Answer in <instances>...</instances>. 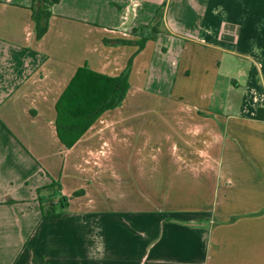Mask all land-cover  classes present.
I'll return each mask as SVG.
<instances>
[{"label": "crops", "instance_id": "crops-1", "mask_svg": "<svg viewBox=\"0 0 264 264\" xmlns=\"http://www.w3.org/2000/svg\"><path fill=\"white\" fill-rule=\"evenodd\" d=\"M31 5L0 0V264H264V0H60L40 39ZM130 60L65 147L58 102L67 122Z\"/></svg>", "mask_w": 264, "mask_h": 264}, {"label": "trees", "instance_id": "trees-1", "mask_svg": "<svg viewBox=\"0 0 264 264\" xmlns=\"http://www.w3.org/2000/svg\"><path fill=\"white\" fill-rule=\"evenodd\" d=\"M60 0H32L30 7L31 18L35 25L36 38L40 39L47 31L48 21L51 18L50 9L57 5ZM148 30V27H141L132 32V35L136 32L144 33ZM145 39H142V44L138 45V50L143 48ZM105 44H130L125 41L107 42ZM131 60L129 61L126 70L117 78H106L100 75H96L89 72L91 79L87 81V84L82 88L88 89L93 92L98 91V99H91L92 103L89 106H84L80 102V94L74 96V103L71 111L68 112L70 120L67 122H61V111L59 108V102L57 104L58 119L56 121V130L60 142L67 148H71L80 137L86 132V130L95 122V120L101 116L105 111L113 110L120 106L124 100L126 93L129 89L128 76L131 67ZM86 69H79L70 85L62 95V98L68 93H71L74 88L81 87L77 84L79 82V75ZM96 79L103 80V84H100ZM76 99V101H75ZM61 100V98H60ZM255 119L258 121H264V110L258 109ZM47 193L46 196H42L41 193ZM60 186L52 182L49 186L39 189L37 191V199L40 207L41 218L44 221L58 219L61 214L68 207V199L59 196ZM78 195V194H76Z\"/></svg>", "mask_w": 264, "mask_h": 264}, {"label": "rangeland", "instance_id": "rangeland-1", "mask_svg": "<svg viewBox=\"0 0 264 264\" xmlns=\"http://www.w3.org/2000/svg\"><path fill=\"white\" fill-rule=\"evenodd\" d=\"M163 129L164 128H162L161 130H163ZM158 130L159 129L158 128H155V127L154 128H148L147 129V133L150 134V135H152L153 137H155V132L158 131ZM153 146H154V144H153Z\"/></svg>", "mask_w": 264, "mask_h": 264}]
</instances>
